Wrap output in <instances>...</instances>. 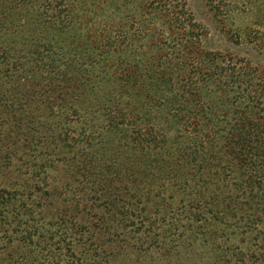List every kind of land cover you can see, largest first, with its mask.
<instances>
[{"label": "trees", "instance_id": "16d2710c", "mask_svg": "<svg viewBox=\"0 0 264 264\" xmlns=\"http://www.w3.org/2000/svg\"><path fill=\"white\" fill-rule=\"evenodd\" d=\"M98 1H83L82 35L59 11L41 18L27 0H0V183L13 180L0 190V264L121 263L140 234L157 264H186L180 249L264 263V233L248 235L256 218L264 227L262 76L202 52L183 6L166 18L147 4L125 39L101 30ZM108 8L104 23L122 25ZM149 13L162 23L146 28ZM43 170L55 174L48 189ZM230 227L241 251L207 253L206 238Z\"/></svg>", "mask_w": 264, "mask_h": 264}, {"label": "rangeland", "instance_id": "374dc122", "mask_svg": "<svg viewBox=\"0 0 264 264\" xmlns=\"http://www.w3.org/2000/svg\"><path fill=\"white\" fill-rule=\"evenodd\" d=\"M27 1L30 7H34L37 10L41 18L43 14H45L44 17H49L50 19L52 17H59L60 14H62V16L67 17L66 21H68V24L78 29L81 28L80 33L85 35L86 23H88L91 14L87 13L89 9L85 6V3L83 4L84 0H82V2L81 0H35L32 4H30L29 0ZM89 1L91 0H87V2ZM167 1L170 0H166V2ZM79 2L81 3L79 4ZM100 2L103 4L104 8H95V10L91 8V10L92 13L95 12V14H98V17L100 16L98 25L101 30L103 28H111L112 31L119 29L122 33V37H125V39L129 37L127 34H124L122 27L126 28L129 24L134 23L136 26L143 28L140 25L141 21L137 20L135 13L140 9L147 13L148 9L150 10L147 4L153 3L152 6L155 7L156 10H160L162 15L166 16V18H168L170 13L183 6L186 17H190L193 22L198 25V30H200L198 32L200 35L199 47L202 52L205 51L210 54L223 55L225 57H227V55H232L233 59L242 61L240 65L245 69L250 72L255 70V75H250L249 78L259 79L261 75L263 79L262 84L264 83V0H171L169 4L167 2L164 6H162L159 0H99L97 3L99 4ZM105 7H112L108 8L110 10L116 9V12L122 16V25L117 24L118 27H114L110 25L111 22L107 24L104 23L105 19L102 18L101 13L106 10L105 18H107V9H105ZM99 10L102 12H98ZM148 16L153 17V21L151 24L146 23V28H149L150 25H160L163 21L161 17L153 13H149ZM179 20H182V23L185 24L183 19L180 18ZM171 28L173 29V27ZM164 31L168 32V30ZM139 37L140 35H138L137 38ZM137 41L138 40H136V42ZM256 83L258 84V82ZM37 121L39 122V120ZM4 132L3 129L0 130V134ZM73 145L74 144H72V146ZM74 151L76 152V150ZM31 161H34V157L31 158ZM24 173L25 171L23 174ZM39 175L40 180L44 181L40 183L43 189L52 187V180L55 175L52 170H43ZM12 183L13 180L10 184L0 183V190L9 188ZM256 219L257 221L254 222L251 233L248 231V235L253 234V236H256L255 232L264 233V227L261 224L263 220L259 218ZM207 223L209 224L210 222L207 221ZM229 223L234 226L233 220ZM214 228L220 230L221 225L210 224L207 230L211 231L210 229L213 230ZM238 231L239 230L235 229L232 230V227L227 230L224 228L223 231H217L215 238L212 239V235L206 238L207 244H214L215 246L210 247V249L207 247L205 251L215 255L221 254V256H226V254H228L229 257L230 250L238 243L236 238V235L239 234ZM242 232H240V234ZM261 238L262 235H259L258 240H261ZM135 242L137 243V247L129 246V249L122 252L121 257L116 258V261L119 262L121 260V263H115L114 260L111 261L109 257H103L100 259L102 264H106L104 262L107 259H109L107 263L110 264H122L123 260H126L127 264H157L155 258L159 257L160 251H157L156 244L153 243L150 245L146 234L136 236V239H134L131 244ZM237 249L241 251L238 245ZM0 251V253L3 251L1 247ZM222 251H224V253H222ZM180 254L189 260L186 264H234L232 262L225 263L222 260H219V263L209 262L207 259L212 258L209 256L207 259L204 258L199 250L196 252H186L180 249ZM13 257L15 260L19 261L17 254L13 253ZM7 260L12 263L11 259H7L6 255V260L3 264H6ZM182 260V257L171 260V264H182ZM38 261H40L39 264H44L41 260ZM245 264L264 263H260L256 259H248Z\"/></svg>", "mask_w": 264, "mask_h": 264}]
</instances>
